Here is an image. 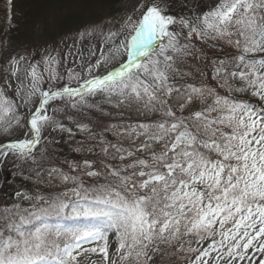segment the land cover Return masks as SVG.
<instances>
[{
	"label": "snow or ice",
	"instance_id": "6c2138e0",
	"mask_svg": "<svg viewBox=\"0 0 264 264\" xmlns=\"http://www.w3.org/2000/svg\"><path fill=\"white\" fill-rule=\"evenodd\" d=\"M131 9L79 33L100 38L80 71L59 53L8 61L28 83L19 105L0 87V129L27 131L0 143V169L63 191L0 208V264H264V0ZM56 113L84 134L82 162L40 146L47 128L74 135Z\"/></svg>",
	"mask_w": 264,
	"mask_h": 264
},
{
	"label": "rangeland",
	"instance_id": "374dc122",
	"mask_svg": "<svg viewBox=\"0 0 264 264\" xmlns=\"http://www.w3.org/2000/svg\"><path fill=\"white\" fill-rule=\"evenodd\" d=\"M133 0H123L119 4L120 11L114 17L104 18L101 21L90 22L85 25L79 31L68 32L64 34H55L50 38H44L43 33L39 32L36 38H29V46L20 50L19 53H12L8 57L2 60L0 55V87H4L5 83L11 85V87H4L6 97L14 99L17 104H20V97L16 95V89L20 86L21 81L24 85H27L28 80L25 79V69L28 65L25 62L20 64V79L17 80L15 77H11L9 72L6 69L9 68L8 61L12 57L19 58L20 56H26L30 61L39 59L41 56L45 55L46 52H51L52 55L59 53V59L61 60V66L59 71L66 73L69 70L80 71L82 65L89 59H92V52L96 49L100 42L99 37H88L80 39L79 33L89 29L95 25H103L105 30L112 28H118L119 24L122 22V19L132 11L131 4ZM6 7H8V2H6ZM0 15L4 17L2 25L8 19V11L5 9L0 10ZM140 16L139 12L134 14V19ZM42 38L43 40H40ZM82 53V56L80 55ZM67 54V55H65ZM106 69H101L100 73H97L96 70H93V74H101ZM75 86V84H73ZM100 99V97H97ZM58 103V102H57ZM55 106V104L53 105ZM34 110V105H29L27 107H19V114L22 116V123L26 124L27 118L30 115V112ZM71 111V110H69ZM51 114V113H50ZM56 118L67 127H72L74 135H69L67 132L52 131L51 128L45 129L44 137L41 140V147L47 145L49 150L57 153L55 159L61 163L67 159L69 161H78L67 155L71 149H76L80 145V141L84 139V134L77 131L74 127L72 121L68 119H60L63 116L62 113H56ZM26 131V128H16L10 135L6 136L3 133V130L0 129V143L5 142L8 139H16L22 137ZM22 133V134H21ZM50 140H55L56 143H50ZM82 162V161H79ZM8 175H5V169H0V208L7 203H11L14 198V192L16 190L22 191L27 195H44L45 197L49 195H55L60 191H63V188H57L55 185L49 186L43 183L36 184L32 180H20L15 175V169L11 165V161L7 165ZM5 180L7 182L5 183ZM17 202L22 203L25 207L29 205V201L21 200L20 198H15ZM89 246V245H88ZM86 246V247H88ZM98 254L87 253L80 257V261H92L95 264H103L101 257H98Z\"/></svg>",
	"mask_w": 264,
	"mask_h": 264
},
{
	"label": "trees",
	"instance_id": "16d2710c",
	"mask_svg": "<svg viewBox=\"0 0 264 264\" xmlns=\"http://www.w3.org/2000/svg\"><path fill=\"white\" fill-rule=\"evenodd\" d=\"M121 1L13 0V6L6 7L8 0H0V10H7L9 18L7 26L0 29V37L2 35L4 38H9L3 51L6 53L13 47V49L19 48L28 42L25 41L27 37L36 38L39 32L44 36H52V33L79 29L102 15L113 16ZM3 21L4 17L0 15V23ZM49 26L53 30H47ZM111 247L114 248L115 245L112 244ZM80 264L90 263L80 261Z\"/></svg>",
	"mask_w": 264,
	"mask_h": 264
}]
</instances>
